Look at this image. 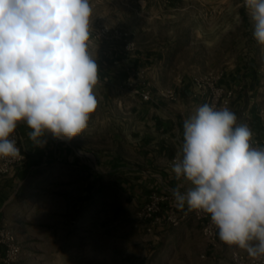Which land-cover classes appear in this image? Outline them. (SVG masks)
<instances>
[{
  "label": "rangeland",
  "instance_id": "obj_1",
  "mask_svg": "<svg viewBox=\"0 0 264 264\" xmlns=\"http://www.w3.org/2000/svg\"><path fill=\"white\" fill-rule=\"evenodd\" d=\"M90 4V46L99 69L93 89L97 108L81 135L64 140L83 156L96 151L106 161L115 149H122L115 138L122 132L119 105L143 81L152 87L156 73L162 85H171L187 74L230 69L245 53H251L264 71V45L254 39V21L244 0H90ZM129 76L135 81L131 86ZM106 163L100 160L95 167L98 185L83 175L82 184L72 182L64 193L53 191L54 204L49 207L57 212L53 221L44 220L43 214L28 217L26 207L7 211L0 227L12 232L20 246L12 264H217L194 225L147 233L138 217L143 192L137 183L125 184V169L112 173ZM23 188L29 196L32 190L40 196L46 191L43 183Z\"/></svg>",
  "mask_w": 264,
  "mask_h": 264
},
{
  "label": "clouds",
  "instance_id": "obj_2",
  "mask_svg": "<svg viewBox=\"0 0 264 264\" xmlns=\"http://www.w3.org/2000/svg\"><path fill=\"white\" fill-rule=\"evenodd\" d=\"M254 39L264 45V0H244ZM90 0H0V158L17 159L20 123L42 147L71 140L97 108L98 64L90 46ZM227 106H199L183 121L171 172L175 206L202 212L221 242L264 259V147Z\"/></svg>",
  "mask_w": 264,
  "mask_h": 264
},
{
  "label": "crops",
  "instance_id": "obj_3",
  "mask_svg": "<svg viewBox=\"0 0 264 264\" xmlns=\"http://www.w3.org/2000/svg\"><path fill=\"white\" fill-rule=\"evenodd\" d=\"M238 70L237 63L227 69V77L223 82H231L236 78L243 79ZM190 76L192 75L187 74L184 78ZM152 88L153 93L162 89L175 88L177 99L170 102L156 97L155 102H143L139 96L128 92V98L119 105L122 111V132L121 135L115 136L121 143L122 149H115V152L108 155L106 164L110 166L112 173H119L120 168H123V171L125 169L127 172L123 176L127 181L125 184L134 187L137 183V189L143 192V200L151 189L161 190L162 184H167L169 190H164V193L171 196V205L178 213L190 215L191 211L187 207L179 209L175 206L172 195L173 189L179 185L183 184L181 191L190 185L186 181L173 180L167 163L180 147V142L175 137L182 135L183 121L194 115L203 101L194 98L187 86L177 85V80H174L171 85H162L157 73ZM231 110L237 115L238 124L246 123L250 127L253 133L252 141L256 140L258 143L252 144L253 147H264L262 145L264 141V71L258 68L254 57L250 62L246 82L233 100ZM16 131L21 137V145L27 154V161L14 175L0 179V220L6 219L9 209L18 206L27 208L28 217L33 216V219H36L35 216L43 214L44 220L53 221L57 212L50 210L49 207L54 204V190L60 189L64 193L72 182L82 184L83 175L90 176L91 185H98V171L95 170L93 161L96 165L100 160L106 162L98 152L91 151L89 157L83 156L68 142L55 139L51 134L46 135L44 138L46 143L38 147L29 139L28 132L31 130L25 123H20ZM90 132L96 134L97 131ZM83 159L90 161L87 160L89 162L87 163ZM132 170L135 174L128 173ZM132 174L138 177H132ZM32 182L45 184L46 191L42 196L36 195V190H32L29 196L24 188L22 189L23 184ZM193 225L200 232L199 225L191 217L181 224L186 230ZM244 252L248 255L246 251ZM206 253H209L217 264H231L229 248L223 243L222 248L216 250H210L207 246Z\"/></svg>",
  "mask_w": 264,
  "mask_h": 264
},
{
  "label": "built area",
  "instance_id": "obj_4",
  "mask_svg": "<svg viewBox=\"0 0 264 264\" xmlns=\"http://www.w3.org/2000/svg\"><path fill=\"white\" fill-rule=\"evenodd\" d=\"M252 58L251 53H245L240 57L237 63L238 71L240 76H243V79L236 78L231 82L224 83L223 80L227 77V71L224 70L219 72H208L202 75H194L186 78L182 77L177 79V85L187 86L191 95L194 98L201 99L203 104L215 103L218 107L227 106L231 109L233 100L242 90L244 82H246V78L249 75ZM141 78L143 77L141 76ZM127 80L129 86L135 82L133 76H129ZM151 88L150 83L143 81L139 87L133 89L132 93L139 96L143 102H155L156 97L170 102L177 99L175 88L158 90L156 93H153ZM12 138L15 139L17 147L20 149V157L15 160L10 158H0V179L14 175V173L21 169L27 161V154L22 148L21 137L17 131H15ZM175 139L180 142V147L168 160L167 164L171 173V178L178 181L171 172V161L180 151L182 135H177ZM252 144L257 145L258 143L254 140L252 141ZM262 145L264 146V141L262 142ZM93 165L96 167L94 161ZM166 185L167 184L163 183L161 190L151 189L139 207L138 217L144 223V230L147 233L155 234L159 229L178 227L191 217V219L199 225L200 234L209 249L216 250L222 248L223 242L220 241L218 230L211 223L210 217L195 210H191L190 215H187L186 213H178L175 207L170 203L171 196L164 193V190H169V186ZM226 246L229 248V260L231 264H264V259L255 260L249 255H246L244 250L229 247L228 245ZM19 254L20 246L16 242L14 234L3 227H0V264L14 263Z\"/></svg>",
  "mask_w": 264,
  "mask_h": 264
}]
</instances>
